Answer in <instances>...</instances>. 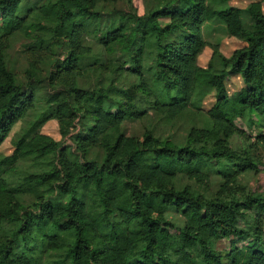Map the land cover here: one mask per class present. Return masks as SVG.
Here are the masks:
<instances>
[{"label":"trees","instance_id":"obj_1","mask_svg":"<svg viewBox=\"0 0 264 264\" xmlns=\"http://www.w3.org/2000/svg\"><path fill=\"white\" fill-rule=\"evenodd\" d=\"M105 10L103 0H0V147L45 83L51 93L42 122L55 119L62 137L78 120L92 122L75 139L80 155L37 131V123L12 138L11 155L0 154V264H264V192L244 182L264 166L261 2L244 11L208 0H150L144 15ZM216 19L246 45L231 58L215 46L203 68L202 27ZM88 35L97 54L85 45ZM20 36L31 39L27 89L7 61ZM117 59L123 63L115 72L136 75L139 84L104 86ZM148 61L156 66L152 84L143 76ZM230 73L246 86L233 96ZM88 74L100 81L95 88L82 85ZM202 89L216 92L206 113L196 102ZM250 111L261 118L260 134L245 143L236 122ZM128 118L143 123L142 140L124 132ZM91 149L101 162L87 159ZM25 160L51 168L13 187L7 171ZM26 195L35 198L31 206L21 201ZM171 208L182 227L166 219ZM6 223L13 225L7 233ZM222 240L230 246L221 249Z\"/></svg>","mask_w":264,"mask_h":264},{"label":"rangeland","instance_id":"obj_2","mask_svg":"<svg viewBox=\"0 0 264 264\" xmlns=\"http://www.w3.org/2000/svg\"><path fill=\"white\" fill-rule=\"evenodd\" d=\"M45 0H24V3L27 5L36 3L40 5ZM150 0H133L132 4L129 5L127 2L122 0H103V7H105L106 13L116 12L119 14H135L144 15L147 8V3ZM210 5L217 9H225L227 7H235L239 8L242 11L246 10L251 3L254 2H261L264 12V0H230L228 2H220L217 0H208ZM243 19L246 24L249 23V17L246 13H243ZM202 37L208 44L205 48L202 55L199 57V65L203 68H207L212 57L214 54V47L218 46L221 53L226 58H231L235 51L243 48L246 44L245 42L238 40L234 37L228 35L227 29L225 25L218 19L208 22L203 25L202 27ZM31 43V39L22 38L20 36L18 39L16 38L12 44L11 50L8 52V66L10 70H12L15 75L17 76L20 84L24 87V89L28 88V80L26 79L25 71L28 68L27 65V57L24 54V50L26 46H29ZM96 43V40L91 36L88 35L85 40V45ZM94 47V46H93ZM95 52L97 54L98 47H94ZM61 55L60 51H56L55 58ZM104 58L103 61L104 62ZM90 62V61H87ZM115 64H109L110 67L106 74V79L104 80V86H110V84H114L117 90H125L131 86H135L140 83V78L136 75H130L126 72L117 73L115 72L116 69L121 68L123 61L121 59H117L114 61ZM109 63V62H108ZM106 64V63H105ZM49 65L45 67V71L43 75L48 74ZM156 73V66L152 61H148L144 64L143 69V76L145 80L152 84L154 82V77ZM45 77V76H44ZM97 77L94 74H88L85 76L82 85L84 87L95 88L99 80L96 79ZM226 87L228 93L233 96L240 92L243 88H245V83L242 77L236 73H230L229 77L226 80ZM50 88L47 84H42L36 88V95H37V103L33 110H31L26 118L25 122H19L15 128L13 129L10 137L3 143L0 147V154L2 156H9L13 152V145H12V138L18 133L23 131L26 128L34 126L35 123L39 124L37 131L52 137L56 142L61 144V148H71L73 152L76 154L79 153L77 148V142L75 139L78 135L85 136L87 133V129L91 126L92 122L87 120H78L76 127L72 130L71 134L67 137H62L60 133V127L58 122L53 119L49 118L45 122H42L43 114L46 111L48 104L47 99L50 96ZM216 92L213 89H202L198 92L196 97V102L200 104L201 108L203 109L204 113L209 111L216 102ZM113 97H117V94H111ZM146 101L145 99H141ZM148 106V102H141L138 106L139 108L146 109ZM200 124L203 125L205 119L203 115L199 119ZM261 118L256 113L250 111L247 112L243 119H239L236 122V125L245 133L244 137H242L243 142L246 143L248 139L252 141H256V137L260 134V130L258 126L260 124ZM39 122H42L40 124ZM141 121L132 120L130 118L126 119L123 125V130L128 136H133L139 139H143L144 134V127ZM248 138V139H247ZM80 155V153H79ZM101 152L98 150H89L87 152V159L89 160H101ZM52 160V159H51ZM54 160V158H53ZM50 162V161H49ZM52 162V161H51ZM14 169H10L7 171L6 180L10 185L13 187H19L24 183V180L32 174H41L45 171H48L51 167L48 166L45 162H38L35 160H25L16 165ZM247 183V190L255 189L261 192H264V166L260 167V173L257 175H253L250 178L244 180ZM22 203L25 206H31L35 202V198L26 195L23 196L21 199ZM166 219L175 224L177 227H182L184 224V219L180 212L176 208H171L167 214L165 215ZM247 225V224H246ZM244 222H240V226H246ZM13 228V225L10 223H6L4 225V232L7 233ZM230 246V241L222 240L219 244L221 249Z\"/></svg>","mask_w":264,"mask_h":264}]
</instances>
